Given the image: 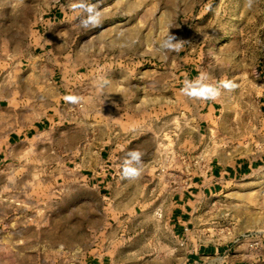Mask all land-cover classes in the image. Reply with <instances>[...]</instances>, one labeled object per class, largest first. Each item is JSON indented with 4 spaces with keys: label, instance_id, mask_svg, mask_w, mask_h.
<instances>
[{
    "label": "rangeland",
    "instance_id": "374dc122",
    "mask_svg": "<svg viewBox=\"0 0 264 264\" xmlns=\"http://www.w3.org/2000/svg\"><path fill=\"white\" fill-rule=\"evenodd\" d=\"M71 3L0 0V84L6 80L26 90L34 29L56 8L68 16L59 23L55 50L71 54V69L84 73L109 60L149 57L143 64L155 80L153 133L129 146L148 147L143 159L151 172L149 178L116 183L123 193L119 204L84 183L82 173H91L101 152L123 138L122 112L107 108L98 90L87 111L75 112L73 140L46 146L29 140L0 149V258L11 248V264H36L40 256L42 264H84L104 255L109 264H186L199 245L214 244L225 251L221 260L227 264H264V0L251 9L246 0H102L106 18L89 31L79 27ZM169 24L184 43L165 56L155 45ZM188 70L195 77L210 74L213 83L237 85L222 91L216 116L202 124L195 109L180 107L200 102L182 93L183 82L176 83L179 72ZM170 91L171 113L164 109ZM132 113L140 114L136 104ZM138 127L130 125L127 139L144 136ZM122 160L115 152L113 163ZM242 160L253 163L252 171L197 206L182 244L148 217L158 216L161 203H169L197 169ZM202 264L213 263L205 258Z\"/></svg>",
    "mask_w": 264,
    "mask_h": 264
},
{
    "label": "crops",
    "instance_id": "0c3cea01",
    "mask_svg": "<svg viewBox=\"0 0 264 264\" xmlns=\"http://www.w3.org/2000/svg\"><path fill=\"white\" fill-rule=\"evenodd\" d=\"M67 16L65 10L56 8L39 18V26L34 29L32 35V51L26 58L29 65L23 75L28 83L26 90L18 87V91L15 85L5 82L6 80L0 84V149L11 150L14 145L29 140H38L44 143V146L59 138L73 140L70 122L75 118V112L81 108L87 111L93 94L99 90L103 94L100 100L104 101L107 108L115 107L118 112H122L123 138L119 140L116 137L117 147L110 146L109 149L104 150L105 152L102 151L100 163L92 168L91 173L83 172L81 178L85 184L99 189L100 194H107L108 198H113L115 204L123 203L122 200H118L123 193L120 188L115 187V184L124 185L127 180L121 179V164H114L112 157L118 152V155L124 158L128 149L133 148L129 146L130 141L140 145L153 133L155 80L149 64L147 66L143 64L150 59L148 57L141 60L139 57H132L121 61L109 60L84 73L71 69V54L56 51L54 44L55 36L60 35L59 23ZM178 77L181 78L176 83L188 78L189 80L196 78L193 70L180 71ZM105 80L108 83L100 87L101 82ZM169 87L171 88V85ZM69 94L80 96L81 103L74 105L65 101L64 97ZM167 96L168 100L164 99V109L168 108L171 113V91ZM217 103L218 99L200 101L190 106L184 101L180 102V107L186 110L195 109L198 123L202 124L205 120L214 119L218 110ZM134 104L140 110L137 117L132 113ZM130 125H139L135 131L138 134L144 133V136L127 139V134L132 131ZM147 148L143 145L142 151L148 153ZM252 169L253 163L246 160L234 164L217 161L201 167L186 181V184L172 194L169 203L165 201L161 203L159 207L161 213H157L158 216L151 214L148 217L161 221L163 226L173 231L174 236L178 237L179 243L182 244L181 240L187 233L188 224L197 206L217 196L228 183L247 176ZM149 172L151 168L145 166L142 178H149L145 175ZM224 253L225 251H221V248L214 244H201L187 257L186 264H202L205 258H209L213 264H227L225 260H221ZM4 254L0 261L11 264V248L5 250ZM108 259L105 255L94 256L85 260L84 264H109ZM20 260L21 263L24 262L23 257ZM35 262L42 264L43 257L40 256L39 259L36 257Z\"/></svg>",
    "mask_w": 264,
    "mask_h": 264
},
{
    "label": "clouds",
    "instance_id": "9594fccd",
    "mask_svg": "<svg viewBox=\"0 0 264 264\" xmlns=\"http://www.w3.org/2000/svg\"><path fill=\"white\" fill-rule=\"evenodd\" d=\"M102 0L92 3L91 0H72L70 7L80 15L79 27L84 31H89L100 27L106 16L105 11L100 7ZM256 0H246V7L251 9ZM173 25L169 24L167 34L155 45L156 51L167 56L170 53L178 52L184 41L178 40L171 34L170 29ZM50 43V42H49ZM212 77L208 73L201 72L195 79H185L183 81L182 93L192 100L216 101L222 95V91H233L237 85L231 80H220L213 83ZM108 81H102L99 85L104 87ZM70 104H79L82 98L75 94L64 97ZM145 153L140 148L129 149L122 160L120 176L122 180L137 181L142 178L145 168Z\"/></svg>",
    "mask_w": 264,
    "mask_h": 264
}]
</instances>
